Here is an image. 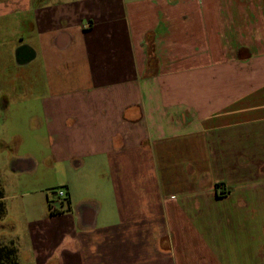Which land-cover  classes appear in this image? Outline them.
<instances>
[{
	"label": "crops",
	"instance_id": "0c3cea01",
	"mask_svg": "<svg viewBox=\"0 0 264 264\" xmlns=\"http://www.w3.org/2000/svg\"><path fill=\"white\" fill-rule=\"evenodd\" d=\"M0 192V264H264V0H0Z\"/></svg>",
	"mask_w": 264,
	"mask_h": 264
},
{
	"label": "rangeland",
	"instance_id": "374dc122",
	"mask_svg": "<svg viewBox=\"0 0 264 264\" xmlns=\"http://www.w3.org/2000/svg\"><path fill=\"white\" fill-rule=\"evenodd\" d=\"M6 37H10V40H14V39H13V34H12V33H11V35L7 34ZM13 50H15V49H13ZM6 61H7V58H6ZM11 73H12V71L9 69V70H8V74L11 75ZM16 74H18V73H16ZM15 76H17V75H15ZM33 79H34L35 83L38 82V86H37V88H36V91H35V92H34V91L31 92V94H30L29 90H27L25 94L23 93V95H25V99H26V100H30V99L32 100V99L35 98V97L37 98V96H39V94H40L39 92H41V88L39 89V86H40L39 82H40L41 78L37 75L36 78H35V76H34ZM19 81H20V80H19ZM19 81H17V82H19ZM59 177H61V176L59 175ZM59 177H58V178H59ZM57 188H59V187H57ZM61 188L64 189V187H61ZM53 192H54V191H51V195H52V196H54ZM52 203H53V204H54V203H55V204L59 203V199H57V197H56L55 200H54ZM0 221H2V220H0Z\"/></svg>",
	"mask_w": 264,
	"mask_h": 264
},
{
	"label": "built area",
	"instance_id": "2783aa9c",
	"mask_svg": "<svg viewBox=\"0 0 264 264\" xmlns=\"http://www.w3.org/2000/svg\"><path fill=\"white\" fill-rule=\"evenodd\" d=\"M53 194H54V196H52L51 192H50L49 206H50L51 210L53 212H55L62 207V202L66 198V193H65V190L63 188L59 187L53 192ZM56 197H57V199H59V203L53 204L52 202L55 200Z\"/></svg>",
	"mask_w": 264,
	"mask_h": 264
},
{
	"label": "trees",
	"instance_id": "16d2710c",
	"mask_svg": "<svg viewBox=\"0 0 264 264\" xmlns=\"http://www.w3.org/2000/svg\"><path fill=\"white\" fill-rule=\"evenodd\" d=\"M57 188H54V189H50L49 191H55ZM2 197V193L0 192V198ZM67 204L69 205L70 204V201L67 200ZM62 206H63V203H62ZM2 211L4 212V207L2 205V203H0V214H2ZM51 213H54L53 211H51ZM15 255V252L13 249H9V247H6V246H0V259L3 257V256H13ZM12 263L14 262V264H16L15 260L13 261V259H11ZM11 263V264H12Z\"/></svg>",
	"mask_w": 264,
	"mask_h": 264
},
{
	"label": "flooded vegetation",
	"instance_id": "af4514ba",
	"mask_svg": "<svg viewBox=\"0 0 264 264\" xmlns=\"http://www.w3.org/2000/svg\"><path fill=\"white\" fill-rule=\"evenodd\" d=\"M27 52H26V50L25 49H21V55L23 56V55H25Z\"/></svg>",
	"mask_w": 264,
	"mask_h": 264
},
{
	"label": "water",
	"instance_id": "95a60500",
	"mask_svg": "<svg viewBox=\"0 0 264 264\" xmlns=\"http://www.w3.org/2000/svg\"><path fill=\"white\" fill-rule=\"evenodd\" d=\"M24 56H25L26 59L28 58V57H27V56H28L27 54H25Z\"/></svg>",
	"mask_w": 264,
	"mask_h": 264
}]
</instances>
